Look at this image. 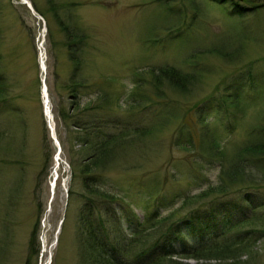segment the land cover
<instances>
[{"label": "rangeland", "instance_id": "374dc122", "mask_svg": "<svg viewBox=\"0 0 264 264\" xmlns=\"http://www.w3.org/2000/svg\"><path fill=\"white\" fill-rule=\"evenodd\" d=\"M165 2L0 0V86L4 89L0 94V264L81 262L76 217L83 191L80 180L73 179L72 164L77 166L83 153L75 143L60 146L62 128L56 129L58 110L69 107L63 85L72 68L60 22L88 36L83 75L112 81L97 85L111 97L110 110L98 109L86 117L95 129H105L112 122V132L126 131L128 147L103 180L111 194L127 192L128 214L138 222L148 214L165 216L172 210L179 214L174 220L181 219L195 208L213 203L209 199L185 207L186 198L217 184L221 164L199 155L197 143L194 149L178 147L177 139L185 143L189 130L197 137L207 126L229 158L250 140V131L263 124L264 9L247 16L233 12L228 5H213L195 17L190 10L183 15L176 0ZM169 8H180L169 23L178 22L184 38L169 36L164 29ZM214 43H223L230 58L205 54ZM165 65L194 73L197 84L186 85L183 94L165 87V98L137 99V105L131 96L137 85L135 76H147L152 67ZM249 73L261 83L251 85L245 80ZM43 85L50 120L45 116ZM141 89L149 92L148 86ZM240 89L244 105L237 111L216 114L209 98ZM98 93L95 89L90 99L95 100ZM229 123L227 132L222 125L228 127ZM53 124L58 149L50 134ZM134 129L140 131L136 134ZM248 187L253 200L264 203V185ZM231 198L239 201H229ZM222 200L243 204L239 195ZM255 214L259 225L246 224L240 230L254 231L244 239V246L206 259L172 260L179 264H264V208ZM118 216L119 227H126L123 215ZM181 230L191 231L184 226ZM238 234H222L221 238L245 236ZM198 242L190 234L184 241H175L174 249L179 252Z\"/></svg>", "mask_w": 264, "mask_h": 264}, {"label": "trees", "instance_id": "16d2710c", "mask_svg": "<svg viewBox=\"0 0 264 264\" xmlns=\"http://www.w3.org/2000/svg\"><path fill=\"white\" fill-rule=\"evenodd\" d=\"M47 1L52 3V0ZM166 1L165 4L168 5L170 1L175 0ZM176 1L181 5L183 15L190 10L195 13V17L202 13L204 7L213 5L223 8L228 5L232 7L233 12H240L247 16L264 9V0ZM180 8L178 11L169 8L170 15L164 26L169 36L176 38H184V33L181 34L182 30L178 22L173 25L169 22L171 18L179 14ZM59 25L68 40L67 51L72 68L70 76L63 85L65 101L69 107L58 110L56 129L57 127L62 128L63 136L59 139L60 146L67 147L68 144L75 143L80 146V153H83L80 163L77 166L72 164L73 179L80 180V187L83 191L80 195L82 205L76 217V239L79 242L80 264H179L172 258L200 260L221 255L224 251H226L224 254H229L233 252L231 249L244 246V239L254 231L240 232V230L246 224L259 225V219L255 213L264 208V203L258 198L253 200L254 197L250 193L252 190L246 189L252 184L264 185V120L263 124L250 131V140L243 142L229 158L224 154V148L220 146V142L213 133L210 130L207 132V126H204L205 131L202 134L200 131L197 137L192 130H189L185 143L177 139L178 147L194 149L197 143L199 155L208 159L215 158L221 164L217 184L209 186L195 196L186 198L185 207L197 206L209 199H213V203L210 207L207 204L197 207L181 219L174 220L179 214L176 210H172L165 216H160L156 212L148 214L143 221L138 222L134 216L128 214L130 209L127 192H123L122 196H120L121 190L118 194H111L113 191L106 182L107 180L104 181L107 177L105 174L113 168L112 163L118 160V156L128 147L124 140L126 131L112 132L114 129L112 122L105 129H95L90 119L86 117L90 112L98 109L110 110L111 97L108 93L102 92L101 88H97V85L110 84L112 81L103 82L102 80L100 82L83 75L88 36L64 22H60ZM209 47L213 48L204 51L205 54H214L223 59L231 56V53L225 50L223 43L220 45L214 43V46ZM193 56L191 55L188 59ZM145 74L147 76L144 74L135 76L137 85L131 96L133 101H137L135 102L137 105H139L137 99L150 101L154 97L165 98L163 90L165 87L183 94L188 90L186 85H194L198 82L194 73H184L174 66L152 67ZM246 75L248 77L245 80H248L251 85L261 83L255 81L250 73ZM240 80L245 82L243 79ZM147 86L149 92L141 89ZM95 89L99 93L95 100H91V93ZM3 91L4 89L0 86V94ZM241 93L240 89L235 93L222 95L221 98L216 96H212L213 99L209 98L212 103H215V113H220L222 110H239L244 105ZM198 120L199 115L196 121ZM222 127L229 132L231 124L229 123L228 127L226 125ZM138 131L140 130H133L134 133ZM144 132L149 133V130ZM98 184L104 188L97 186ZM237 195L241 197L240 201H243V204L222 200L225 197ZM235 199L237 198L228 200L239 201ZM214 212L221 216H217ZM120 213L129 231L125 225L123 228L119 227L118 215ZM182 226L190 228L191 231L182 232ZM237 232L241 233L238 235L245 236H237L234 240L221 238L222 234L230 236ZM190 234L197 236L199 242L183 247L182 251H176L175 241L176 243L184 241V238Z\"/></svg>", "mask_w": 264, "mask_h": 264}, {"label": "bare ground", "instance_id": "6f19581e", "mask_svg": "<svg viewBox=\"0 0 264 264\" xmlns=\"http://www.w3.org/2000/svg\"><path fill=\"white\" fill-rule=\"evenodd\" d=\"M24 3L23 4H27L28 5V7H30V5L28 4V2L27 1H23ZM44 68V67H43ZM43 104L46 106V111H45V114L48 116V118H50V111H49V109H48V100H47V93H46V87L44 88V90H43ZM50 120V119H49ZM51 127H52V125H50Z\"/></svg>", "mask_w": 264, "mask_h": 264}, {"label": "water", "instance_id": "95a60500", "mask_svg": "<svg viewBox=\"0 0 264 264\" xmlns=\"http://www.w3.org/2000/svg\"><path fill=\"white\" fill-rule=\"evenodd\" d=\"M43 88H44V85H43ZM43 90H44V89H43ZM50 131H51V137L53 138V140H54V142H55V144H56V147H57V149H58V148H59V144H58V142H57V140H56V138H55V136H54L53 129L50 128Z\"/></svg>", "mask_w": 264, "mask_h": 264}]
</instances>
